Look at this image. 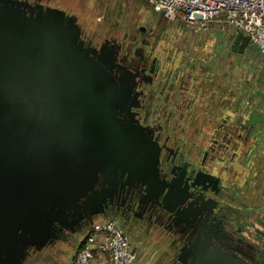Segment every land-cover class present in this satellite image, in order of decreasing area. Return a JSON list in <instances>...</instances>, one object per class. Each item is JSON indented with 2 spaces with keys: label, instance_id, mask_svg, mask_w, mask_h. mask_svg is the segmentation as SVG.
I'll list each match as a JSON object with an SVG mask.
<instances>
[{
  "label": "water",
  "instance_id": "95a60500",
  "mask_svg": "<svg viewBox=\"0 0 264 264\" xmlns=\"http://www.w3.org/2000/svg\"><path fill=\"white\" fill-rule=\"evenodd\" d=\"M109 43L92 47L76 17L41 0H0V264L92 224L123 186L142 183L177 224L206 211L176 179L160 181L161 147L135 119V79ZM237 244L205 236L182 263L264 264Z\"/></svg>",
  "mask_w": 264,
  "mask_h": 264
},
{
  "label": "flooded vegetation",
  "instance_id": "af4514ba",
  "mask_svg": "<svg viewBox=\"0 0 264 264\" xmlns=\"http://www.w3.org/2000/svg\"><path fill=\"white\" fill-rule=\"evenodd\" d=\"M37 1L39 0H31L33 3ZM106 40L110 42L107 48L114 47L118 52L117 64L135 79L139 107L133 109V112L138 124L151 130L154 140L161 147L160 181L171 184L176 179L174 184L179 183L181 189L185 188L187 194L189 192L191 195V200L202 199L207 206L203 214L177 224L175 216L165 209L163 199H147L146 186L136 183L132 187H120L113 202L106 206L104 215L94 222L107 218L116 219L128 235L133 229L140 227L154 230L171 247L170 259L174 264H183L186 249L205 236H226L227 242L234 246L243 240L242 248L246 253L257 257V260L263 259V251L246 238L239 237V231L232 228L228 215L231 191L229 184L232 183V177L228 168H225L227 174L222 175L219 165L233 162L239 147L250 145L249 134L243 131L239 133L233 114L222 121L220 105L214 106L212 111L204 108L202 123L199 128L194 129L197 125L194 110L202 99L199 95L197 99L188 98L194 92L187 85L188 75L180 71H167L162 61L159 62L155 56V49L146 53L145 48L150 45L147 41L139 46L141 40H136L140 49L134 50L131 45L123 48L117 40ZM198 173L212 176V183L205 188L192 187L191 179ZM218 179L220 182L216 184L215 180ZM88 224L89 222L83 223L76 234L63 232L55 243L87 231L92 225Z\"/></svg>",
  "mask_w": 264,
  "mask_h": 264
},
{
  "label": "rangeland",
  "instance_id": "374dc122",
  "mask_svg": "<svg viewBox=\"0 0 264 264\" xmlns=\"http://www.w3.org/2000/svg\"><path fill=\"white\" fill-rule=\"evenodd\" d=\"M43 2L57 8V0ZM81 7L75 10L87 43L101 47L106 39L117 40L123 48L131 45L137 50L140 47L136 40H141L139 46L147 41L150 45L145 48L146 53L155 49V56L167 71L188 75L187 85L194 89L188 98L197 99L199 95L202 99L194 110V129L202 123L204 108L212 111L217 105L222 121L235 114L237 129H248L250 120L245 121L244 117L249 108L245 109L244 101L249 99L250 89L259 97L264 96V81L257 82L264 78V63L249 38L242 37L247 42L243 53L233 50L229 57L220 59L215 27L195 33L180 20L172 23L154 13L142 0H94L90 5L86 0ZM142 28L146 30L143 35ZM260 104L263 105H258L259 109L264 110V103ZM77 236L58 241L40 253L31 252L24 264H67L77 248Z\"/></svg>",
  "mask_w": 264,
  "mask_h": 264
},
{
  "label": "built area",
  "instance_id": "2783aa9c",
  "mask_svg": "<svg viewBox=\"0 0 264 264\" xmlns=\"http://www.w3.org/2000/svg\"><path fill=\"white\" fill-rule=\"evenodd\" d=\"M144 1L154 13L172 23L180 20L195 33L215 27L221 58L229 57L240 37L249 38L264 63V0ZM262 81L263 77L257 80L258 84ZM97 255L109 258L110 264H136L132 240L116 219L95 221L78 243L69 264H93Z\"/></svg>",
  "mask_w": 264,
  "mask_h": 264
},
{
  "label": "crops",
  "instance_id": "0c3cea01",
  "mask_svg": "<svg viewBox=\"0 0 264 264\" xmlns=\"http://www.w3.org/2000/svg\"><path fill=\"white\" fill-rule=\"evenodd\" d=\"M85 1L57 0L55 7L76 17L78 21V13L75 9L81 10ZM87 2L90 5L94 0H87ZM260 103H264V96L259 97L250 89L249 99L244 101L245 109L249 108L244 120H250V125L248 129L243 127L238 129L239 133L243 131L249 134L250 145L244 148L240 146L233 162L228 161L219 165L222 175L227 174L225 168H228V173L232 177L228 201V215L232 228L239 231V237L246 238L264 253V182H262V178L264 179V110L259 109L258 105H263ZM233 117L236 122L238 117L235 114ZM260 177L261 181L258 180ZM85 233L86 231H82L77 234L79 236L76 235L78 243ZM157 234L154 230H146L143 227L129 232L137 254L136 264H174L170 259L171 247ZM69 263L70 261L67 264ZM93 264H110V261L109 258L97 255Z\"/></svg>",
  "mask_w": 264,
  "mask_h": 264
},
{
  "label": "trees",
  "instance_id": "16d2710c",
  "mask_svg": "<svg viewBox=\"0 0 264 264\" xmlns=\"http://www.w3.org/2000/svg\"><path fill=\"white\" fill-rule=\"evenodd\" d=\"M246 47H247V42H246V40H244V38L240 37V38L236 41L234 47L232 48V51L234 50L236 53L241 54V53L244 52V50L246 49Z\"/></svg>",
  "mask_w": 264,
  "mask_h": 264
}]
</instances>
